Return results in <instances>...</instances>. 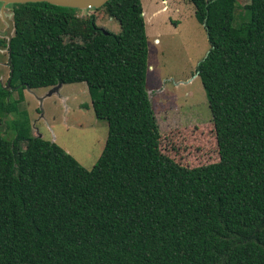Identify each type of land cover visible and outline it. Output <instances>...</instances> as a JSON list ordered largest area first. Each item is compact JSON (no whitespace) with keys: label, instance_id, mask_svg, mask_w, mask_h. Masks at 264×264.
I'll return each instance as SVG.
<instances>
[{"label":"trees","instance_id":"obj_1","mask_svg":"<svg viewBox=\"0 0 264 264\" xmlns=\"http://www.w3.org/2000/svg\"><path fill=\"white\" fill-rule=\"evenodd\" d=\"M209 51L197 65L219 161L183 167L160 151L146 89L141 0L102 8L118 33L87 17L92 42H64L74 9L10 5V90L85 83L107 123L90 170L31 136L27 114L8 123L24 153L0 135V264H264V0H189ZM95 10V9H94ZM0 83V120L11 91Z\"/></svg>","mask_w":264,"mask_h":264},{"label":"rangeland","instance_id":"obj_2","mask_svg":"<svg viewBox=\"0 0 264 264\" xmlns=\"http://www.w3.org/2000/svg\"><path fill=\"white\" fill-rule=\"evenodd\" d=\"M233 25L247 21L244 6L236 0ZM148 44L146 89L160 132V151L175 163L195 168L219 161L215 130L205 92L195 73L209 51L203 25L194 16L189 0H141ZM93 15L98 27L119 32L117 21L101 10H76L67 27L64 42L88 43L94 35L87 17ZM10 5L0 3V83L9 89L8 48L2 45L14 34ZM10 90V89H9ZM9 113L0 120V135L24 153L8 123L26 113L31 136L55 143L86 170L92 169L105 147L108 127L95 117L85 83L58 85L34 90H10Z\"/></svg>","mask_w":264,"mask_h":264},{"label":"water","instance_id":"obj_3","mask_svg":"<svg viewBox=\"0 0 264 264\" xmlns=\"http://www.w3.org/2000/svg\"><path fill=\"white\" fill-rule=\"evenodd\" d=\"M110 0H0L3 6L25 3H47L60 8H69L74 10L100 9ZM14 23L10 24V28ZM12 37L10 36L8 42Z\"/></svg>","mask_w":264,"mask_h":264},{"label":"crops","instance_id":"obj_4","mask_svg":"<svg viewBox=\"0 0 264 264\" xmlns=\"http://www.w3.org/2000/svg\"><path fill=\"white\" fill-rule=\"evenodd\" d=\"M144 16H145V12H144Z\"/></svg>","mask_w":264,"mask_h":264},{"label":"flooded vegetation","instance_id":"obj_5","mask_svg":"<svg viewBox=\"0 0 264 264\" xmlns=\"http://www.w3.org/2000/svg\"><path fill=\"white\" fill-rule=\"evenodd\" d=\"M31 91V90H30Z\"/></svg>","mask_w":264,"mask_h":264}]
</instances>
